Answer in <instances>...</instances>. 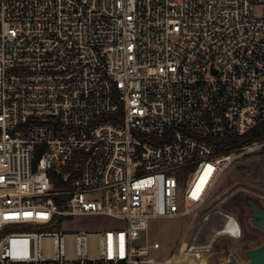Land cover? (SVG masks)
Here are the masks:
<instances>
[{
  "label": "built area",
  "instance_id": "1",
  "mask_svg": "<svg viewBox=\"0 0 264 264\" xmlns=\"http://www.w3.org/2000/svg\"><path fill=\"white\" fill-rule=\"evenodd\" d=\"M259 125L264 0H0V264H156L148 222L203 209L263 143L216 140ZM84 215L125 226L60 230Z\"/></svg>",
  "mask_w": 264,
  "mask_h": 264
},
{
  "label": "rangeland",
  "instance_id": "2",
  "mask_svg": "<svg viewBox=\"0 0 264 264\" xmlns=\"http://www.w3.org/2000/svg\"><path fill=\"white\" fill-rule=\"evenodd\" d=\"M253 152L237 153L231 166L226 168L213 187L208 201L197 214L189 217L158 218L148 222L147 230L141 234V242L159 244L157 250H151L149 257L160 264L172 257L176 264H219L229 257L238 263H246L244 253L257 248L264 242V233L250 223L252 217L247 201L258 204L264 210V142ZM193 169L190 170L186 183L178 190L182 198ZM191 208L192 204L186 202ZM216 211V212H215ZM217 211L232 215L239 223L241 235L232 238L224 234L216 235V230L227 227L223 217ZM210 214L207 221L205 215ZM124 222L95 215L66 218L60 230L70 232H90L122 229ZM57 227H37L19 231H50ZM196 238L198 244H211L209 251L191 257L184 254L183 245Z\"/></svg>",
  "mask_w": 264,
  "mask_h": 264
},
{
  "label": "water",
  "instance_id": "3",
  "mask_svg": "<svg viewBox=\"0 0 264 264\" xmlns=\"http://www.w3.org/2000/svg\"><path fill=\"white\" fill-rule=\"evenodd\" d=\"M252 217L250 223L253 227L264 233V210L255 202L247 201ZM246 263L244 264H264V242L257 248L248 250L244 253ZM219 264H241L234 257H229L225 262Z\"/></svg>",
  "mask_w": 264,
  "mask_h": 264
},
{
  "label": "trees",
  "instance_id": "4",
  "mask_svg": "<svg viewBox=\"0 0 264 264\" xmlns=\"http://www.w3.org/2000/svg\"><path fill=\"white\" fill-rule=\"evenodd\" d=\"M218 152L223 151H234L241 147L247 146L251 143H261L264 142V125H259L248 134L242 137H225L222 139H217ZM191 170V167H187L181 170L180 173L187 174Z\"/></svg>",
  "mask_w": 264,
  "mask_h": 264
},
{
  "label": "bare ground",
  "instance_id": "5",
  "mask_svg": "<svg viewBox=\"0 0 264 264\" xmlns=\"http://www.w3.org/2000/svg\"><path fill=\"white\" fill-rule=\"evenodd\" d=\"M232 228V226L229 224V226H227V228L226 229H231Z\"/></svg>",
  "mask_w": 264,
  "mask_h": 264
},
{
  "label": "snow or ice",
  "instance_id": "6",
  "mask_svg": "<svg viewBox=\"0 0 264 264\" xmlns=\"http://www.w3.org/2000/svg\"><path fill=\"white\" fill-rule=\"evenodd\" d=\"M9 218H10V217H7V216L5 217V219H9Z\"/></svg>",
  "mask_w": 264,
  "mask_h": 264
}]
</instances>
